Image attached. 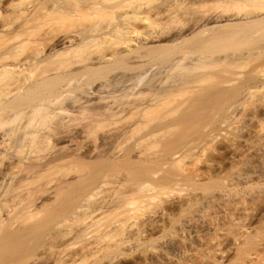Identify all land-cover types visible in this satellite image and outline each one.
Returning <instances> with one entry per match:
<instances>
[{"label":"bare ground","instance_id":"obj_1","mask_svg":"<svg viewBox=\"0 0 264 264\" xmlns=\"http://www.w3.org/2000/svg\"><path fill=\"white\" fill-rule=\"evenodd\" d=\"M48 1L0 0V40L38 35L26 54L23 41L0 47V264H202L226 237L221 264L262 263L264 227L244 218L264 204V63L244 76L218 129L188 138L214 120L213 104L231 82L191 70L237 65L264 49L189 61L183 54L167 66L180 75L143 88L135 69L195 36L206 49L235 32L264 36V0H232L249 8L230 14L196 12L204 0L154 8L142 0ZM82 17L89 22L69 23ZM161 17L164 27L138 37ZM92 71L101 76L92 80ZM149 91L154 98L143 106L138 98ZM173 110L180 117L167 121ZM135 112L134 122L122 121ZM234 123L231 160L209 190L200 156ZM173 190L187 192L171 207Z\"/></svg>","mask_w":264,"mask_h":264},{"label":"rangeland","instance_id":"obj_2","mask_svg":"<svg viewBox=\"0 0 264 264\" xmlns=\"http://www.w3.org/2000/svg\"><path fill=\"white\" fill-rule=\"evenodd\" d=\"M43 1L49 2L48 0L46 1L43 0ZM142 1L147 5V7L151 6V8H154L155 6H159L163 0H142ZM44 2H42L43 3L42 5L45 4ZM83 4H85V1L83 2L82 0H70V5L72 6H82ZM248 8L249 6L246 7L244 5L237 4L232 0H224L221 2H217L213 0H204L200 5H197V8H193V9H195L196 12H200V14L201 13H208V14L210 13L211 14L212 13L213 14H216V13L228 14L229 13L230 14L233 12H243L244 13L246 9L248 10ZM190 16H189V19H190ZM185 18L186 19L182 18L183 20L181 19L182 22L180 24L181 28L183 26L184 29L187 28L189 25L188 23L189 21H187L188 16H185ZM88 22H89V19L86 17H82L78 20L69 21L70 24H74V23L86 24ZM154 25L157 27H164L166 25L165 18L161 17V18L154 19L151 25L144 28L139 33L138 37L143 36ZM240 35H241V32H235L232 34H228L222 40L209 45L208 49H206V47L198 46L197 41H198L199 36L192 37L184 42L177 44L174 47L163 49L160 53L149 56L146 59L145 65H143L142 67H136L135 71H137L138 73L139 72L142 73L141 76L143 77L141 84H139L138 86L140 88L146 87L149 81L153 79V77H159V76H164L166 83H170L175 77L180 75L184 70L180 68L170 70V68H167V66L170 64V61L174 57L182 56L183 54L186 55L184 56L186 58L185 61H189L195 56L206 54V53L211 54L214 57H220L222 55L237 57L249 50L258 51L259 49H262V50L264 49V36H256L255 38L250 39V38H240ZM37 37H38L37 34L25 35L22 37H13V38L9 37V38H6L5 40H0V47L3 46L5 43L6 44L18 43L19 41H23L25 43L24 44V49H25L24 54H26L31 51L32 45H34L33 43L37 39ZM263 63H264V55H258L257 53H255V56H253L249 61L240 62L237 65L235 64L228 65L226 62H224V63H219L218 65H214L213 67L199 65L198 67L191 70V72L197 73V74H207L209 72H221L223 76L222 78L227 79L231 82L228 84L226 91L220 97H218L215 103L213 104L212 116L214 117V120L212 122H204L198 125V127L191 128L189 130L188 139L202 137L205 134V132L218 129L220 127V121L222 117L226 113L229 105L233 101H235L237 97L236 95L241 89V86L243 84L242 82L244 81V76H246V74L252 68L256 66H260ZM100 76L101 75L97 71L95 72L92 71L90 74V77L92 80H96ZM153 94L154 93L152 91H149L145 93L144 95L140 96L138 98V101L143 106H145L152 101V99L154 98ZM166 108L164 107L161 110H165ZM161 110H159L156 113L153 112V115L158 114L159 112L160 113L158 114V116L155 115L156 117L152 115L153 116L152 118H155L156 120L157 118L159 119ZM136 113L137 112L133 113L132 117ZM178 113L179 112L174 111L173 113L171 112L170 114H165L167 116L166 119H168L167 121H171L172 118L175 120L176 118H179L180 116L178 115ZM137 114L136 116H138ZM130 116L131 115H129V117ZM136 116L133 118L130 117L129 119L127 116L124 119H122V121L125 122L127 120V122L125 123H128V122L130 123V121L134 122L136 120V119L134 120ZM138 117H140V113ZM163 120L161 119V121ZM153 121L151 122V124H154ZM123 122H120V123L123 124ZM238 126H239V123H234L231 126L227 127L223 131V133L218 137V139L214 140L207 146V149L200 156L201 161L199 163V168H201L203 172L210 174V176H208L205 181L206 187H208L209 190L213 189L217 185V182L219 181L221 177V173H219V170H220L219 167L226 165L231 160L229 158L231 156L230 139L233 137L239 136ZM252 128H255V126ZM101 132H102V129H99L93 135L90 134L92 136L89 137L90 140L88 144H93L95 142L94 139L97 138L98 134H101ZM97 174H99V176L97 177L96 175V179L101 176L102 170L98 171ZM186 192L187 191H182V192L177 191V190L171 191L169 193L170 195L169 196V199H170L169 206L171 207L176 206L175 204L179 202V200L182 198V196ZM244 219L246 223H249L251 225V227H254L257 229L263 228L264 227V204L258 203L257 206ZM229 247H230V238L226 237L222 240V243L220 245V250H218L216 258L213 259L211 257H208L204 259L202 264H214L215 260L218 261V263L216 264L227 263L226 259L229 256ZM261 248H263V252L261 254L264 255V239L262 240ZM260 264H264V261Z\"/></svg>","mask_w":264,"mask_h":264}]
</instances>
